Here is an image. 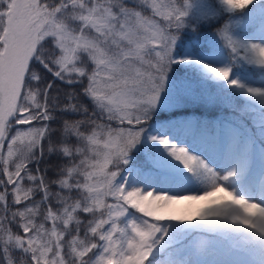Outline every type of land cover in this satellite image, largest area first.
Here are the masks:
<instances>
[{
    "label": "snow or ice",
    "instance_id": "1",
    "mask_svg": "<svg viewBox=\"0 0 264 264\" xmlns=\"http://www.w3.org/2000/svg\"><path fill=\"white\" fill-rule=\"evenodd\" d=\"M0 264H264V0H0Z\"/></svg>",
    "mask_w": 264,
    "mask_h": 264
},
{
    "label": "rangeland",
    "instance_id": "2",
    "mask_svg": "<svg viewBox=\"0 0 264 264\" xmlns=\"http://www.w3.org/2000/svg\"><path fill=\"white\" fill-rule=\"evenodd\" d=\"M157 110H163L162 108L158 107ZM165 111H171V109L165 110ZM161 124H167V122H156L154 123L152 126L147 127L146 128V132L148 135H152V134H158L157 130L160 129ZM193 148H195V146H192ZM198 151V149H196ZM213 162L214 161H210ZM125 175H128V173H125ZM129 181L130 183L133 182L132 181V177L129 176ZM136 183H143L141 181H135ZM252 193V192H251ZM217 197H220L222 199H217ZM228 199V197H226L224 195V193H216L213 197H208L206 199H202L199 201H184L182 202L180 205H178L177 207L180 209H185V208H189V207H200V206H211V202L215 201L216 203H220L223 200Z\"/></svg>",
    "mask_w": 264,
    "mask_h": 264
},
{
    "label": "trees",
    "instance_id": "3",
    "mask_svg": "<svg viewBox=\"0 0 264 264\" xmlns=\"http://www.w3.org/2000/svg\"><path fill=\"white\" fill-rule=\"evenodd\" d=\"M197 44L200 45V41H197ZM177 110H183V109H177ZM171 111L156 110L152 119L148 122L146 128L152 126L156 122L174 123L177 118L171 117ZM162 117H170V118L168 120H163ZM143 148H144L143 143L140 145H137V149L140 151L134 150V156L132 158L133 164L135 163L136 159L139 157L140 153L143 151Z\"/></svg>",
    "mask_w": 264,
    "mask_h": 264
},
{
    "label": "bare ground",
    "instance_id": "4",
    "mask_svg": "<svg viewBox=\"0 0 264 264\" xmlns=\"http://www.w3.org/2000/svg\"><path fill=\"white\" fill-rule=\"evenodd\" d=\"M254 193L249 192V195H253Z\"/></svg>",
    "mask_w": 264,
    "mask_h": 264
}]
</instances>
